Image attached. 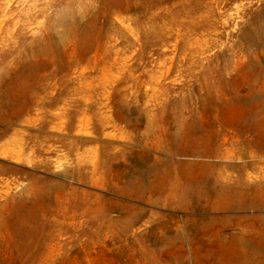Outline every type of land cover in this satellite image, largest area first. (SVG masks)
I'll return each instance as SVG.
<instances>
[{
	"label": "rangeland",
	"instance_id": "374dc122",
	"mask_svg": "<svg viewBox=\"0 0 264 264\" xmlns=\"http://www.w3.org/2000/svg\"><path fill=\"white\" fill-rule=\"evenodd\" d=\"M170 135L264 188V0H0V264H264L263 203L180 206Z\"/></svg>",
	"mask_w": 264,
	"mask_h": 264
},
{
	"label": "bare ground",
	"instance_id": "6f19581e",
	"mask_svg": "<svg viewBox=\"0 0 264 264\" xmlns=\"http://www.w3.org/2000/svg\"><path fill=\"white\" fill-rule=\"evenodd\" d=\"M163 142L165 143L166 147H168L170 150H172L173 153L179 156L189 155L191 157L196 156V158H198V160L196 161L188 160L185 162L175 163L177 168L178 167L179 169L186 168V172L189 175H193L196 173L197 176L199 177L197 181L189 182L188 185L182 188L177 193V195H175V199H177L178 201L177 203L180 206L185 207L187 210L190 211H196V210L199 211L206 209L215 210L219 207H221L224 210H231V209L241 210L244 208V206L241 205L240 202L244 198H248L250 200L249 205L253 206L254 210H259L260 204L263 203L264 205V188L252 189L251 187H247V186L230 185L228 183L231 179L229 175L223 176L222 173H217L218 180L221 181L222 179L224 181V185H217L212 190L208 189L210 175L213 173V168L216 167L218 163L216 161L214 162L206 161L205 159L213 158L217 161L223 160L224 162H230L235 158V154L232 151L225 150L223 154H219L214 149L211 143L205 142L203 144L202 152L197 153L195 149L192 148V146L194 145L192 142L187 143V145H182V144L180 145L178 144L179 142L174 135H170L169 137L165 138ZM249 145L252 148L256 149L257 151L264 152V145L260 143L258 139L255 140L253 143H249ZM169 157L170 155H168V157L164 159H156V158L153 159V165L151 166L150 169L153 178H156L155 174L160 171H161V178L163 180H166L171 176L169 169L170 167L168 165ZM247 157L250 159L254 158L252 153H249V156ZM256 157L258 156L255 155V158ZM228 168H230V166L225 167L224 170L227 171ZM247 179L250 180L251 179L250 176H248ZM128 188L129 186H126V190ZM137 188L138 187L136 186L134 189V191L136 192L134 193H138L137 191L139 188L138 189ZM258 195L260 197V201L259 198H257ZM254 198H256L257 200L251 202V200H253ZM138 216L139 214L135 211L132 216L127 215L126 217H123L121 219L122 226L119 232L120 238L126 237L127 234L126 232L128 231V230L126 231V229L138 218ZM190 221H192L193 224H196L198 222V220L196 219H192ZM226 221L228 222L229 220ZM146 238H148V236ZM149 241L151 243L150 246L153 248V252H158L157 245L159 242H161V239L149 237ZM231 245L239 248L240 250H243L244 252L243 255L236 256V258H234V261L235 260L240 261L241 264H248L249 262L252 261L251 259L253 258H251L250 255L253 252L254 245L250 243L249 240L245 239L242 235L233 236Z\"/></svg>",
	"mask_w": 264,
	"mask_h": 264
}]
</instances>
